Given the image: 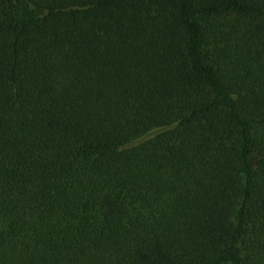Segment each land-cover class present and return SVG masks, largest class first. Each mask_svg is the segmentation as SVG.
<instances>
[{
  "label": "trees",
  "instance_id": "16d2710c",
  "mask_svg": "<svg viewBox=\"0 0 264 264\" xmlns=\"http://www.w3.org/2000/svg\"><path fill=\"white\" fill-rule=\"evenodd\" d=\"M0 264H264V0H0Z\"/></svg>",
  "mask_w": 264,
  "mask_h": 264
}]
</instances>
